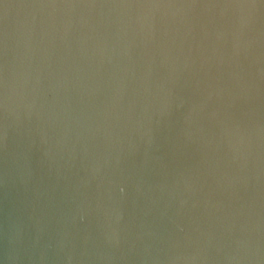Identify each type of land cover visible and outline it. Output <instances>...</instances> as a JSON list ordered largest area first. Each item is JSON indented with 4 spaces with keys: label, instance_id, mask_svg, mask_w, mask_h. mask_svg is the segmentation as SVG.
Returning <instances> with one entry per match:
<instances>
[{
    "label": "water",
    "instance_id": "1",
    "mask_svg": "<svg viewBox=\"0 0 264 264\" xmlns=\"http://www.w3.org/2000/svg\"><path fill=\"white\" fill-rule=\"evenodd\" d=\"M136 2L0 0V264H264V160L235 158L222 124H264V39L239 57L252 88L230 95L232 38L214 29L231 17L201 9L169 78L166 45L122 16ZM171 2L255 4L264 30V0ZM53 3L77 5L58 29ZM213 48L227 88L209 98Z\"/></svg>",
    "mask_w": 264,
    "mask_h": 264
},
{
    "label": "clouds",
    "instance_id": "2",
    "mask_svg": "<svg viewBox=\"0 0 264 264\" xmlns=\"http://www.w3.org/2000/svg\"><path fill=\"white\" fill-rule=\"evenodd\" d=\"M6 9L8 6H5ZM40 9L47 21H50L53 29L63 27L66 23L65 9H74V4H41ZM126 17V24L131 28L133 35H139L143 39L159 38L166 47L163 49V55L170 65L169 78H173L176 71L183 65L188 66V55H185L183 43L188 34L194 29L193 21L201 16V11L213 16L231 17L229 25H217L214 31L219 32L225 38H232V54L228 58L229 65L234 69L231 73L234 84L228 88L230 95H237L240 92H246L252 88V85L245 80L243 69L239 64V57L243 53L247 55L253 42H261L264 39V30L254 29L257 22V5L246 3H224V4H196V3H173L171 0H138L136 3H127L119 6ZM255 30V36H248L246 33ZM191 48H189V55ZM217 49L213 48V54L205 57L201 63V68L207 77L206 84L208 97L214 94L222 93L227 86H222L214 82L210 74L212 67L216 63H224L225 57L219 54L217 60ZM195 65V60L191 61ZM207 64V68L204 65ZM261 75H264V68L260 69ZM160 92L158 95L163 100L165 107L170 108L175 102L171 89L165 88L164 84L158 85ZM259 89L257 88V91ZM15 99L8 95L4 98V104L7 107L9 100ZM182 102V101H181ZM224 134L228 138L231 150L235 158L247 164L253 160L259 164L264 160V124H258L254 131L242 127L236 120L225 119L222 121Z\"/></svg>",
    "mask_w": 264,
    "mask_h": 264
}]
</instances>
